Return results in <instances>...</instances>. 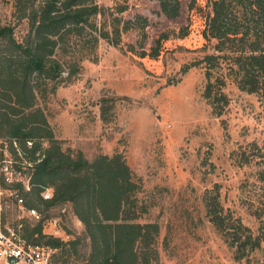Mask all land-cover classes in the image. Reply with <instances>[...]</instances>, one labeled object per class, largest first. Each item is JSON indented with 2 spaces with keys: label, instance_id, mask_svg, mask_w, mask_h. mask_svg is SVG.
I'll return each instance as SVG.
<instances>
[{
  "label": "rangeland",
  "instance_id": "rangeland-1",
  "mask_svg": "<svg viewBox=\"0 0 264 264\" xmlns=\"http://www.w3.org/2000/svg\"><path fill=\"white\" fill-rule=\"evenodd\" d=\"M97 1L108 7L116 0ZM208 4L181 0L180 16L169 19L158 0H129L123 15L139 13L150 21L147 48L167 30L188 26L190 34L171 37L156 58L126 51L136 43L134 31L123 36L122 47L102 40L98 61L85 60L79 77L47 97L39 95L38 104L64 149H80L90 160L102 153L124 154L142 183L139 197L148 209L144 220L161 226L162 264H264V243L238 259L242 254L237 255L209 213L217 198L225 212L254 233L263 224L258 215L264 219V181L258 172L264 168V101L227 78L224 91L230 102L217 115L205 97V68L183 73L185 64L204 55L200 47ZM0 26H12L19 41L29 31L28 21L15 15L12 0H0ZM103 104L108 121L102 118ZM242 151L252 156L249 164L238 163ZM46 215L60 213L50 208ZM66 223L75 232L84 229L77 219ZM87 251L81 246L71 258L82 263Z\"/></svg>",
  "mask_w": 264,
  "mask_h": 264
},
{
  "label": "trees",
  "instance_id": "trees-1",
  "mask_svg": "<svg viewBox=\"0 0 264 264\" xmlns=\"http://www.w3.org/2000/svg\"><path fill=\"white\" fill-rule=\"evenodd\" d=\"M12 2L17 18L28 21L29 31L19 41L12 26H0V138H15L24 151L42 156L33 169L26 205L37 208L46 219L50 208L67 204L84 226L82 232L72 230L66 222L73 218L67 212L61 215L69 240L45 236L42 222H28L24 235L57 248L54 260L62 264H162L161 226L144 220L148 209L139 197L142 183L136 180L124 154L102 153L90 160L80 149H64L38 104V96L47 97L59 85L74 81L85 60L98 61L102 40L122 47L123 36L134 31L136 43H129L126 51L139 58H156L164 42L187 37L190 28L164 31L147 48L150 21L139 13L126 18L123 14L130 8L129 0H116L108 7L97 0ZM158 2L167 18L180 16L181 0ZM208 5L202 31L205 43L200 47L204 55L185 64L183 73L196 66L205 68V97L217 115L230 102L224 91L227 78L264 101V0H209ZM101 109L103 120L108 121L106 105ZM28 140L33 141L31 149L26 147ZM251 157L242 151L238 163L249 164ZM258 178L264 181V168ZM46 188L53 189L50 200L41 195ZM215 200L209 206L211 220L237 255L242 254L238 259L247 249L260 248L264 243L262 216L258 215L263 224L254 233ZM84 245L88 251L80 263L71 257L80 254Z\"/></svg>",
  "mask_w": 264,
  "mask_h": 264
},
{
  "label": "built area",
  "instance_id": "built-area-1",
  "mask_svg": "<svg viewBox=\"0 0 264 264\" xmlns=\"http://www.w3.org/2000/svg\"><path fill=\"white\" fill-rule=\"evenodd\" d=\"M26 147L31 149L33 141L28 140ZM33 156L17 139L0 138V264H62L54 260L57 248L29 240L24 229L28 222H42L45 236L67 241L71 235L63 228L61 214L68 212L77 219L67 204L58 209L60 215L46 219L37 208L26 205L34 166L42 159L39 153ZM41 195L50 200L53 189L46 188Z\"/></svg>",
  "mask_w": 264,
  "mask_h": 264
}]
</instances>
